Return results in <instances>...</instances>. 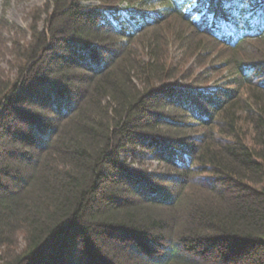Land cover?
Masks as SVG:
<instances>
[{"label": "trees", "instance_id": "1", "mask_svg": "<svg viewBox=\"0 0 264 264\" xmlns=\"http://www.w3.org/2000/svg\"><path fill=\"white\" fill-rule=\"evenodd\" d=\"M235 1L45 0L42 26L14 31L0 264H119L116 248L135 264H264V0L247 18ZM173 17L193 37H168ZM175 41L194 57L208 42L238 53L230 81L178 83L163 52ZM140 156L166 170L134 167Z\"/></svg>", "mask_w": 264, "mask_h": 264}, {"label": "rangeland", "instance_id": "2", "mask_svg": "<svg viewBox=\"0 0 264 264\" xmlns=\"http://www.w3.org/2000/svg\"><path fill=\"white\" fill-rule=\"evenodd\" d=\"M89 3L93 5L98 4V2H94V3L89 2ZM44 4H45V0H0V18H2L1 20L2 21L7 20L9 22L14 23V25L16 24L14 27L16 28L15 30L9 31L6 30L5 28L0 30V54L1 57L4 59L3 61L0 62V68L3 69L4 71L7 70L6 73H9L11 71L10 74L11 76L14 74V71L11 70L8 61L11 63L14 57H11L9 52L12 53L13 39L20 38L19 36L16 35L14 31L21 29L22 36L24 35V33L27 34L28 28L34 22L35 18L39 19V21L37 22H39V25L42 26V22L46 16L42 14ZM232 4L237 8V10L233 12L235 15H237L239 10L245 7V10L240 15L245 16L246 18L253 15L255 9H257L255 7L256 6L255 0H246V1L237 0L235 2H232ZM228 5H230V2L228 3ZM150 7L152 9L159 8L158 1L152 4ZM191 7L192 6H189L188 9L191 10ZM260 10L261 9H257L258 11L257 13H259ZM237 19H239V17ZM4 23H6V21H4ZM166 24H167L166 35L168 37L171 36L170 35L171 32H177V31H180L186 35L189 34L190 36L193 37V35L190 34V30L187 27V25L179 22L178 20L175 19V17L171 18ZM168 46L166 48V51L163 52L169 54L171 57L176 58L175 60L177 61V63L175 66L181 72L180 75L175 76L176 81H178V83L188 84V85L199 84V85L211 86V87L214 85L223 86L225 82L230 81L229 80L230 77H228V75L230 74L229 70L230 71L232 70L230 69L231 68L230 66L231 64L235 63V59H237L239 55L238 53H233L231 49H228L222 45H213L210 42H208V47L210 49H204L201 53L197 54L196 57L191 56L188 53H184V51L182 50V46L184 45L179 44L176 41L172 44H168ZM254 46L255 45H253V48H255ZM137 48H139V46H137ZM253 48H249V49H253ZM180 53L185 56V57L183 56L185 59L180 56ZM170 56H168L169 60H170ZM7 120H8L7 124L9 126L11 124L12 127L18 126L20 128L23 123V120H21V118H19L17 114L12 115ZM6 140L8 141L5 142L3 141V139H0V144L3 143L9 144L11 142V140H9L8 138ZM135 160L136 162L133 164L134 167L136 168H145V169L148 168V170H150L149 172L166 170L162 165L159 164L157 160L148 159V157L146 156H140L139 159H135ZM132 161H133L132 159L128 160V162H132ZM20 162L21 163L19 164H22V161ZM14 168L17 169L18 166ZM19 169L20 171L24 170L22 169V167H20ZM10 186L12 187L11 183ZM119 193L124 195L122 191H120ZM101 198L102 197H100V199ZM104 206L105 205L103 202L97 203V207L103 210V213H105ZM97 239L100 240V238ZM150 245H152L153 247V244ZM128 252L129 251L125 249L116 248L114 250L115 261L117 260L119 264H135L136 258H134L132 254H129ZM209 256L211 257V259L217 260V257L213 252H210ZM217 264L219 263L217 262Z\"/></svg>", "mask_w": 264, "mask_h": 264}]
</instances>
